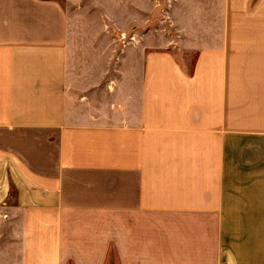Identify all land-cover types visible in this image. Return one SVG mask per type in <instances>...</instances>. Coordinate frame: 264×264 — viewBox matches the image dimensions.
I'll use <instances>...</instances> for the list:
<instances>
[{
	"label": "crops",
	"instance_id": "obj_1",
	"mask_svg": "<svg viewBox=\"0 0 264 264\" xmlns=\"http://www.w3.org/2000/svg\"><path fill=\"white\" fill-rule=\"evenodd\" d=\"M261 233L264 0H0L3 264H263Z\"/></svg>",
	"mask_w": 264,
	"mask_h": 264
},
{
	"label": "rangeland",
	"instance_id": "obj_2",
	"mask_svg": "<svg viewBox=\"0 0 264 264\" xmlns=\"http://www.w3.org/2000/svg\"><path fill=\"white\" fill-rule=\"evenodd\" d=\"M161 1L165 2L166 0H161ZM171 11L172 10H171V7H169V5L158 4L157 12L155 13L154 16H155V18L167 17L169 19V17L172 14ZM180 57H181V59H185V56H183V55H180ZM189 59H190V56H189ZM236 154H237V156H239V153H236ZM250 156L251 155L249 154L248 157H250ZM243 158H244V160L246 159L245 152L243 153ZM245 234H247V238H245V236H244ZM256 234H259V233H238V232L233 231V233H232V255H233V257H235L237 252L241 249L246 248V249H248L247 251H249V249L254 245V239H255ZM261 234H264V233H261ZM247 239H249L251 242H248ZM258 247H260V245ZM0 264H3V249L0 250Z\"/></svg>",
	"mask_w": 264,
	"mask_h": 264
},
{
	"label": "built area",
	"instance_id": "obj_3",
	"mask_svg": "<svg viewBox=\"0 0 264 264\" xmlns=\"http://www.w3.org/2000/svg\"><path fill=\"white\" fill-rule=\"evenodd\" d=\"M127 43L126 36L123 35L122 37V45H125Z\"/></svg>",
	"mask_w": 264,
	"mask_h": 264
}]
</instances>
